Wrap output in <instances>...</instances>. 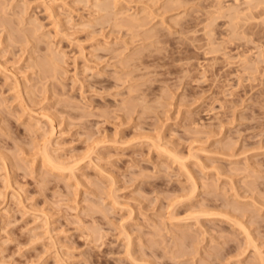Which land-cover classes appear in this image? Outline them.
<instances>
[{"label": "rangeland", "instance_id": "374dc122", "mask_svg": "<svg viewBox=\"0 0 264 264\" xmlns=\"http://www.w3.org/2000/svg\"><path fill=\"white\" fill-rule=\"evenodd\" d=\"M114 1L0 0V264H264V0Z\"/></svg>", "mask_w": 264, "mask_h": 264}, {"label": "bare ground", "instance_id": "6f19581e", "mask_svg": "<svg viewBox=\"0 0 264 264\" xmlns=\"http://www.w3.org/2000/svg\"><path fill=\"white\" fill-rule=\"evenodd\" d=\"M99 1H100V0H99ZM111 1L116 2V1H114V0H104V3L107 5V4H109ZM237 1H238V0H237ZM237 1H235V2H237ZM239 1H240V0H239ZM243 1H244V0H243ZM245 1H246V3H247V2H250V0H245ZM245 1H244V4L242 3L243 5L246 4ZM254 1H255V0H254ZM260 1H261V0H258L259 3H260ZM102 2H103V1H102ZM178 2H180V1L178 0ZM255 2H257V1H255ZM255 2H253L252 6H250V7H253V8H254V5H255L254 3H255ZM100 3H101V2H100ZM104 3H103V4H104ZM120 3H121V2H120ZM173 3H174V2H173ZM220 3H221V2H220ZM239 3H240V2H239ZM259 3H258V4H259ZM103 4H102V5H103ZM110 4H111V3H110ZM110 4H109V5H110ZM236 4L238 5V3H236ZM236 4H235V5H236ZM256 4H257V3H256ZM260 4H262V3H260ZM116 5H117V4H116ZM232 5H233V7L235 6L234 4H232ZM247 5H248V4H247ZM250 5H251V4H250ZM103 6H104V5H103ZM111 6H112V5H111ZM111 6H110V7H111ZM113 6H114V5H113ZM215 6H216V5H215ZM239 6H240V4H239ZM239 6H237V7H239ZM256 6H258V5H255V7H256ZM260 6H262V5H260ZM225 7H226V6H225ZM229 7H231V5H230ZM229 7H227V8H229ZM241 7H242V6H241ZM258 7H259V6H258ZM105 8H106V6H105ZM216 8H217V7H216ZM222 8H223V7H222ZM243 8H244V7H243ZM243 8H241V9H243ZM108 9H109V8H108ZM231 9H232V8H231ZM247 9H248V7H247ZM254 9L257 10V9H259V8H257V9L254 8ZM106 10H107V8H106ZM220 10H221V9H220ZM227 10H228V9H227ZM235 10H236V9H235ZM239 10H240V9H239ZM239 10H238V12L240 13ZM251 10H253V9H250V10H248V11L251 12ZM217 11H219V10H217ZM242 11H243V10H242ZM253 11H254V10H253ZM261 11H262V10H261ZM214 12H215V11H214ZM223 12H224V11H223ZM226 12H227V11H226ZM229 12H230V11H229ZM238 12L236 11L235 13H233V14H234L233 16H235L234 19L237 20L238 23L242 22L241 25L244 24L243 21H245V24H246L247 22L250 23V21L254 20L255 17L257 16V15H256V16L254 17V19H247V17H246V18L243 17V16H247V15H248L247 13L243 12V13H245V14H247V15H242V17H241L240 14H239ZM250 12H248V13H250ZM218 13H219V12H218ZM220 13H221V11H220ZM216 14H217V13H216ZM221 14H222V13H221ZM221 14H220V16H222ZM241 14H242V13H241ZM251 14H252V12H251ZM254 14H255V13H253L252 16H253ZM258 14H259V13H258ZM228 15H229V14H228ZM228 15H227V16H228ZM136 16H137V15H136ZM230 16H231V14H230ZM222 17H223V16H222ZM133 18H134V19H133ZM133 18H132V19H133L134 21L137 20L136 17H133ZM138 18H139V17H138ZM229 18H230V17H229ZM241 18H242V20H243V18H244V20H243V21H240ZM250 18H251V16H250ZM223 19H224V18H223ZM225 19H226V17H225ZM227 19H228V18H227ZM228 20H229V19H228ZM247 20H250V21H247ZM134 21H133V22L131 21V22H132V23H137V24H138L140 20L137 21V22H134ZM141 21H142V20H141ZM231 21H233V20H231ZM253 22H254V21H253ZM235 23H236V21H235ZM248 23H247L246 25H248ZM251 24H252V23H251ZM251 24H250V26H248V27H251V26H252ZM234 25H235V24H234ZM237 25H238V24H237ZM237 25H235L234 27H236ZM241 25L239 24V26H241ZM258 25H259V24H258ZM263 25H264V24H263ZM140 26H141V25H140ZM239 26H238V28H239ZM261 27H262V26H261ZM207 28H208V27H207ZM243 28H244V29H243ZM243 28H242V31H245V32H246V30H245V28H246L245 25H243ZM257 28H258V27H257ZM239 29H240V28H239ZM240 30H241V29H240ZM248 30H250V29H248ZM237 31H238V30H237ZM237 31L235 30V32H237ZM252 31H253V30H252ZM239 32H240V31H239ZM211 33H213V32L211 31ZM232 33H233V32H232ZM240 33H241V32H240ZM242 33H243V32H242ZM11 34H12V33H11ZM235 34H237V33H235ZM242 35H244V34H242ZM242 35H241V36H242ZM237 36H239V35H237ZM237 36H236V37H237ZM246 37H247V36H246ZM246 37H245V38H246ZM243 38H244V36H243ZM207 39H208V38H207ZM208 40H209V39H208ZM211 41H212V40H211ZM211 41H210V42H211ZM239 41H240V39H239ZM212 42H213V41H212ZM211 44H212V43H211ZM220 46H221V45H220ZM53 54H54V53H53ZM50 55H52V54H50ZM52 57L55 58L54 56H52ZM52 57H51V58H52ZM56 57H57V56H56ZM58 57H59V55H58ZM53 58H52V59H53ZM60 58H61V57H60ZM47 59H48V58H47ZM55 59H56V58H55ZM58 59H59V58H58ZM56 60H57V59H56ZM59 60H60V59H59ZM50 61H51V60H50ZM61 61H62V60H61ZM51 62H53V61H51ZM51 62H50V63H51ZM50 63L48 62V66H49ZM59 63H60V62H59ZM51 64H52V63H51ZM55 64H56V63H54V64H52V65H55ZM43 65H45V64H43ZM56 65L58 66V63H57ZM37 66H38V65H37ZM57 66H56V67H57ZM44 67H46V66H44ZM51 67H52V69L55 68V66H51ZM53 67H54V68H53ZM58 67H59V66H58ZM58 67H57V69H58ZM42 68H43V67H42ZM42 68H40V69H42ZM46 68H47V67H46ZM47 69H48V68H47ZM52 69L50 68L51 71H52ZM57 69H56V70H57ZM43 70H44V69H43ZM50 70H49V71H50ZM58 70H59V69H58ZM58 70H57V71H58ZM57 71H56V72H57ZM53 72H55V71H53ZM56 72H55V73H56ZM48 73H49V72H48ZM19 85H20V84H19ZM24 86H25V85H24ZM16 87H18V85H17ZM21 87H22V86H21ZM32 113H33V112H32ZM47 113H49V112H47ZM49 114H50V113H49ZM42 116H43V115H42ZM51 116H52V115H51ZM43 117H44V116H43ZM45 117H47V116H45ZM48 118H50V117H48ZM48 118H47V120H48ZM50 119H53V121H54L55 118L52 117V118H50ZM51 121H52V120H51ZM49 122H50V121H49ZM51 123H52V122H51ZM53 130H54V129H53ZM50 133H51V132H50ZM51 135H53V134H51ZM48 139H49V138H48ZM46 142H47V141H46ZM47 144H48V143H47ZM154 144H155V143H154ZM156 144H157V143H156ZM47 146H48V145H47ZM157 148H158V149H157L158 151H159V149L162 150V151L165 150V149H163V146H161L160 144L157 145ZM47 149H48V148H47ZM42 150H44V149H42ZM45 150H46V149H45ZM45 150H44V151H45ZM48 150H49V149H48ZM42 152H43V151H42ZM160 152H161V151H160ZM167 152H168V153H166V151H164L163 154L165 153V154H168V155H169L170 151H167ZM49 154H50V153L47 152V150L45 151V154L43 153V155H44V160H43V161H45L44 163L47 162V163L51 166V168L54 169V171L60 172L61 175H63L62 173H64V172H65V174H67V172H70V171H67V169L70 170L71 168H72L71 171L73 170L71 173H74V170H75L74 167H75V166L77 167V165L79 164L78 161H77V162L75 161L77 165H74V164H73V166L71 165L72 167H70V165L68 164V165H67V166L69 167V168H68L67 166H63L64 164L61 165V162H60V161H59L60 164H59V162H56L55 159H57V158H54V159H53ZM171 154L173 155V153H171ZM168 155H167V156H168ZM177 155H178V154H177ZM177 155H176V154H175V156L173 155V157L176 159V161L180 160V158H178L179 156H177ZM169 157H170V156H169ZM74 159H75V158H74ZM61 160H62V159H61ZM183 160H184V159H183ZM6 161H8V160H6ZM57 161H58V160H57ZM80 162H81V161H80ZM41 164H42V162H41ZM46 165H47V164H46ZM79 166H80V165H79ZM46 168H47V167H46ZM51 168H50V170H52ZM45 170H46V169H45ZM47 170H48V169H47ZM52 171H53V170H52ZM54 171H53V172H54ZM53 172H51V173H53ZM65 174H64V175H65ZM59 175H60V174H59ZM68 176H69V174H68ZM70 176H71V175H70ZM193 194H194V193H193ZM191 197H192V196H191ZM189 199H190V198H189ZM202 213H204V212H202ZM207 213H208V212H207ZM205 214H206V213H205ZM205 214H203V215H205ZM198 215H199V214H198ZM200 215H201V214H200ZM228 216H229V215H228ZM229 218H230V217H229ZM238 224H242V223L239 222ZM239 226H241V225H239ZM241 227H242V226H241ZM242 229H243V228H242ZM243 231H244V230H243ZM246 232H247V231H246ZM246 232H245V233H246ZM248 235H249V234H248ZM248 235H247V236H248ZM250 235H251V234H250ZM247 238H248V237H247ZM251 238H252V237H251ZM251 241H252V239H251ZM249 244H250V243H249ZM257 250H258V249H257ZM263 258H264V257H263ZM261 260H262V258H261ZM262 264H263V263H262Z\"/></svg>", "mask_w": 264, "mask_h": 264}]
</instances>
